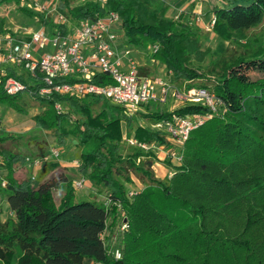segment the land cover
<instances>
[{"label":"trees","instance_id":"16d2710c","mask_svg":"<svg viewBox=\"0 0 264 264\" xmlns=\"http://www.w3.org/2000/svg\"><path fill=\"white\" fill-rule=\"evenodd\" d=\"M0 1L1 34L7 7L21 5L20 0ZM80 1L56 0L67 22L55 24L42 17L52 26L51 33L57 27L66 34L82 20L115 11L128 45L158 44L148 55L167 66L174 76L171 82L189 90L196 87V80L206 78L197 87L215 93L225 111L192 130L182 164L171 177L160 178L154 170L155 151L128 144L125 153L122 142L127 131L143 142L165 143L163 132L137 125V117L102 95L54 90L41 94V78L31 76L28 81L19 67L7 66L0 73V104L27 113L25 104L33 98L42 107L34 116L36 125L54 131L62 147L70 137L76 140L77 169L96 190L91 191L93 196L79 198L75 178L65 171L49 175L59 159L44 162L47 168L36 173L38 168L28 166L27 156L42 157L50 150L23 153L16 145L19 136L0 133V166L6 169L2 172L6 186L4 190L0 186V193L12 212L3 220L0 210V264H84L86 258L99 264H264V75L252 77L254 72L264 74V40L249 33L264 21V0H228L214 8L213 32L236 48L216 58L213 54L218 53L210 46L203 47L208 36L202 37L199 27L187 19L168 16L162 0ZM9 76L26 88L8 94L4 84ZM81 80L72 75L57 78ZM91 81L113 80L97 72ZM57 102L65 105L63 113H58ZM208 111L199 102H186L171 111L138 112L156 123ZM73 113L79 116L70 121ZM22 166L31 174L18 175ZM133 172L144 187L130 195ZM62 185L66 189L58 203L53 192ZM100 194L103 198L110 194L112 204L99 201ZM124 221L128 227L122 229ZM116 250L121 253L118 258Z\"/></svg>","mask_w":264,"mask_h":264},{"label":"built area","instance_id":"2783aa9c","mask_svg":"<svg viewBox=\"0 0 264 264\" xmlns=\"http://www.w3.org/2000/svg\"><path fill=\"white\" fill-rule=\"evenodd\" d=\"M35 5L41 10L50 11L51 9L46 2H35ZM57 20L58 23L67 22L63 14ZM215 22L214 14L209 20L207 30H212ZM120 23L119 14L109 11L96 19L80 21L66 34L57 27L52 33L44 27H39L30 31L28 37L3 32L0 34V73H4L9 65L24 67L30 71L32 78L42 79L43 85L39 88L41 94L47 95L54 90L77 96L102 95L110 102L123 106L131 115L137 112L140 106L147 105L152 100L166 103L168 99L173 98L181 104L201 103L209 108L208 112L175 115L153 125V128L165 134L166 139L177 145V148L167 152V158L181 165L184 156L183 148L192 130L216 113L225 111V108L221 106V101L215 93L206 87L182 91L169 80L142 75L140 65L131 55L128 46L120 42V30L117 28ZM158 47V44L150 45L149 53H155ZM97 72L108 74L113 81L105 84L92 82L91 79ZM67 75L83 80L75 83L57 82V78ZM85 75L90 76L89 79L81 77ZM4 88L8 94H16L24 90L26 84L15 76H9ZM55 107L58 113H63L65 110L60 102H57ZM126 141L145 151L155 152L160 149L161 144L143 142L135 136L127 137ZM53 158L61 160L59 147H51L50 151L42 157L27 156L26 161L28 166L36 171L44 162ZM71 163L74 166L80 164L78 159H73ZM88 182L87 177L80 176L75 181V187L78 190H85L88 188ZM3 184L6 185V182L4 181ZM135 193L136 190L129 191L130 195ZM103 199L107 206L112 204L110 194L105 195ZM126 227L128 224L124 221L121 228ZM115 254L117 258L121 256L119 250H116Z\"/></svg>","mask_w":264,"mask_h":264},{"label":"rangeland","instance_id":"374dc122","mask_svg":"<svg viewBox=\"0 0 264 264\" xmlns=\"http://www.w3.org/2000/svg\"><path fill=\"white\" fill-rule=\"evenodd\" d=\"M35 2H46V3H48L50 5L49 8H51L50 11L49 10H41L38 6L35 5ZM80 2H84V0H82ZM20 5H21V7L15 6L12 8V6H10V7H7V9L5 10L6 11V13H5L6 24H5V31L4 32L9 31L12 34H17V35L23 36V37H28L30 31L35 30L39 27H44V28H46V30L51 32L52 26L45 25L43 23L42 17H46V18L49 17L53 20V22H55V24H57L58 23L57 19H59L60 16L63 14V13H61V11H59L57 4H56V0H20ZM72 5H74V4H72ZM0 7H3L2 3H0ZM1 9L2 8H0V10ZM2 11H4V10H2ZM195 27H197V26H195ZM199 29L201 30L200 32L202 34L201 35L202 37L204 35L208 36L205 40L203 47L210 46L211 49L215 53H218L216 55L213 54L215 58L219 57L220 55H223L222 52H224V51L227 52L228 50H231V51L236 50L233 43H231L230 41H226V40L221 39L215 32L209 31V30H208V32H206L204 29H202L200 27H199ZM121 31L124 32V30L122 28V24H121ZM249 33H250V37H259L261 40H264V21L260 25L252 28L249 31ZM124 36L126 37L125 33H124ZM121 38H122V36H121ZM128 48L130 49V53L134 58H135L134 55L144 51V53L147 56V57H145L146 60H144V63L150 65V66H148V68H150V71L148 70L145 72V73H147V76L152 77V78H157V76L161 77L163 75V71L161 70V68L164 67V63L159 61V60L155 61L154 58H152L151 56L148 55L149 50H150V45L148 47L129 45ZM237 52H239V49H237ZM42 53H44V52H42ZM220 53H222V54H220ZM20 71H22L27 76L28 81L32 80L31 73L28 69H25L24 67H19L18 72H20ZM141 74L144 75L143 73H141ZM263 75L264 74L261 72L252 73V77L254 79L257 77L263 76ZM81 77L84 79H89L90 76L85 75V76H81ZM161 78L165 79V80L172 81V79H174V76L172 75L171 79H166L163 77H161ZM205 81H206V78L202 81L196 80L195 85H194L196 87H193V88H199L197 86L199 84H202ZM210 83H212V82L210 81ZM174 86L180 87V89L182 91L186 90L185 84H175ZM171 99H172V101H169ZM168 101L169 102L161 103L159 101L152 100L147 105L140 106L138 111L153 112L154 109H157V110H161V111L166 112V111H170L169 108H171L172 104H169V103L173 102V103H177L179 106L181 105V103L179 101H175L173 98L168 99ZM25 107L27 109V113H20L16 109H14L13 107H11L9 105L0 104V133L12 132L16 136H19L18 140L16 141L17 142L16 145H18V146L20 145L19 148L21 149V151L23 153L39 154L40 153L39 151H42V149H44V148L47 149L50 146L52 147L53 145L58 143L57 137H56L54 131L48 130V129H41L36 125L34 116L36 114H38L39 112H41L42 107L37 102H35V100H33V98H30L28 100V103L25 104ZM173 109H174V107H173ZM67 110H69V109L67 108ZM138 111L133 112V114H132L135 117H137V119H136L137 123L136 124L148 126L151 129L156 130V128H153V125H154L153 121H150L147 117H145L142 113H140ZM78 116L79 115L73 113L70 117V121H74L75 119L78 118ZM128 136H130V135H128L127 131H125L124 136H123L124 140L122 142V145L125 146V148H124L125 153L129 152V150H130L128 148L129 146H128V143L126 141V138ZM9 146H13V145L10 144ZM59 147L61 149L64 148L63 152L61 153V160L58 161L59 166L57 168L51 170L48 174L49 175L55 174L58 176L62 172H64V170H65V172H67V174L71 175L76 180L80 176V174H79V171L77 169V166H74L71 163V161L73 159H78L77 158L78 149L76 146V140L73 137H70L67 141L66 147H64V146L62 147L61 145H59ZM155 154H156V152H155ZM159 157L162 159L163 155L161 154V156H160V155L156 154L157 162L161 161V160H159L160 159ZM174 164L177 167L178 164H176V163H174ZM46 168H47V164H44V166L41 165L38 168L36 173H40V172L44 171ZM155 168H154V170H155ZM0 170H2L0 173V186L4 190L6 185L3 184L4 180L2 179V174H3L2 172H6V169H5V167L0 166ZM156 170H155V174L160 178H164L160 174V172H158V170L157 171ZM17 174L23 176L26 174L29 175V174H31V172L29 171V169L27 167L22 166V167H18ZM130 175H131L132 180H134V181L130 182V184L128 186V189L130 191L131 190H137L136 187L138 185H140L141 188L144 187L143 179L140 176H138L134 172L131 173ZM65 189H66V186L62 185L58 189L54 190L53 196L58 203L61 201V198L65 193ZM94 189H95L94 186L89 181L88 182V188H86V190L77 191V193L79 194V198L84 197V196H93L91 191ZM97 198L99 201H101L103 199V195L100 194V196L98 195ZM0 210L2 212L1 216H2L3 220L12 216V212L9 208V204H8L6 198L3 195V192L0 193ZM115 231L118 232V228H116ZM111 240L112 241L116 240V233L114 236H112ZM86 264H89V263H86ZM90 264H96V263L94 261Z\"/></svg>","mask_w":264,"mask_h":264},{"label":"crops","instance_id":"0c3cea01","mask_svg":"<svg viewBox=\"0 0 264 264\" xmlns=\"http://www.w3.org/2000/svg\"><path fill=\"white\" fill-rule=\"evenodd\" d=\"M162 1H164L166 3V5L168 6V10H167L168 16H170L174 19H177V20L187 19L190 23L192 22V23L196 24L200 28L204 29L206 32H208L207 27H208L209 20H210L211 16L215 14L214 8L216 6H225L228 2V0H162ZM117 28H118V30H120V35L122 36V38H120V42H123V44L129 46L125 40L126 37L124 36V32L121 31V23L119 26H117ZM209 31H213V30H209ZM7 32H9V31H7ZM134 56H135V59L137 60V62L139 63L141 69H145L146 67L150 66V65L144 63V60H146L145 57H147L146 54L144 53V51L137 53ZM146 69H147V71L148 70L150 71V68H146ZM161 70L163 71V75L161 77L166 78V79L172 78V74L170 73V71L168 70V68L165 64H164V67L161 68ZM143 74L147 75V73H143ZM157 77L159 78L160 76H157ZM169 101H172V99ZM169 101H167V102H169ZM169 104H172L171 108H169L170 111L179 107V105L177 103L172 102ZM173 107H174V109H173ZM53 146L59 147L58 143H56ZM64 147H66V146H64ZM159 147H160V149L158 151H156V154L160 155V156L162 154L163 157H162V159L159 157L160 158L159 160H161V161L156 162L154 164V168L156 167L155 170L157 169L158 172H160V174L163 177H165V176L171 177L175 172L176 166H175L173 161H171L169 158H167V152L170 149L177 148V145L174 144L172 141L167 139V142L161 143ZM50 149H51V146L47 149L44 148V149H42V151H39V152H41V153L47 152V150H50ZM63 149L64 148L61 149V153L63 152ZM136 188H137V190L142 189L140 185H138ZM108 232L109 233H107V235L110 234V231H108ZM92 262H94V260L92 258H86L84 260V264H86V263L90 264Z\"/></svg>","mask_w":264,"mask_h":264}]
</instances>
